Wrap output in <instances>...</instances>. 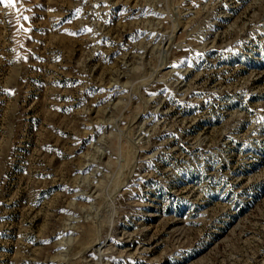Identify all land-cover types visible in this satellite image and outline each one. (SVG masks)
Here are the masks:
<instances>
[{
  "label": "rangeland",
  "instance_id": "rangeland-1",
  "mask_svg": "<svg viewBox=\"0 0 264 264\" xmlns=\"http://www.w3.org/2000/svg\"><path fill=\"white\" fill-rule=\"evenodd\" d=\"M0 264H264V0L0 3Z\"/></svg>",
  "mask_w": 264,
  "mask_h": 264
},
{
  "label": "snow or ice",
  "instance_id": "snow-or-ice-1",
  "mask_svg": "<svg viewBox=\"0 0 264 264\" xmlns=\"http://www.w3.org/2000/svg\"><path fill=\"white\" fill-rule=\"evenodd\" d=\"M0 3H4L13 7L15 6V0H0Z\"/></svg>",
  "mask_w": 264,
  "mask_h": 264
}]
</instances>
